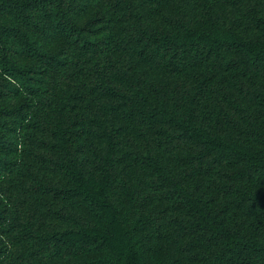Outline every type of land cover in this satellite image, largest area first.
Wrapping results in <instances>:
<instances>
[{"label":"trees","instance_id":"1","mask_svg":"<svg viewBox=\"0 0 264 264\" xmlns=\"http://www.w3.org/2000/svg\"><path fill=\"white\" fill-rule=\"evenodd\" d=\"M0 264H264V0H0Z\"/></svg>","mask_w":264,"mask_h":264}]
</instances>
